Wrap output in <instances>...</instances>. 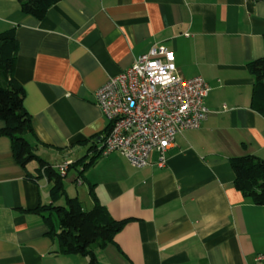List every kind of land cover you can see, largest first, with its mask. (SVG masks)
I'll return each mask as SVG.
<instances>
[{
  "label": "crops",
  "instance_id": "obj_1",
  "mask_svg": "<svg viewBox=\"0 0 264 264\" xmlns=\"http://www.w3.org/2000/svg\"><path fill=\"white\" fill-rule=\"evenodd\" d=\"M11 28L28 139L50 164H72L55 205L70 196L90 209L97 199L112 218H130L95 248L100 264H264L256 260L264 205L236 188L231 163L264 158V114L252 107L248 68L264 56V0H60L41 19L19 0H0V32ZM158 44L175 53L182 76L209 84V114L176 136L163 166L154 150L136 167L118 152L101 154L108 121L96 91ZM72 171L76 188L65 183ZM53 186L37 161L22 166L0 134V264H91L64 253L57 222L54 230L48 223Z\"/></svg>",
  "mask_w": 264,
  "mask_h": 264
},
{
  "label": "built area",
  "instance_id": "obj_2",
  "mask_svg": "<svg viewBox=\"0 0 264 264\" xmlns=\"http://www.w3.org/2000/svg\"><path fill=\"white\" fill-rule=\"evenodd\" d=\"M209 91L203 76H182L175 53L165 45H154L96 91L109 126L99 146L101 154L118 152L133 166L144 167L158 150L163 166L176 136L199 128L207 119ZM69 166L67 161L55 167L65 175ZM256 260H264V254Z\"/></svg>",
  "mask_w": 264,
  "mask_h": 264
},
{
  "label": "trees",
  "instance_id": "obj_3",
  "mask_svg": "<svg viewBox=\"0 0 264 264\" xmlns=\"http://www.w3.org/2000/svg\"><path fill=\"white\" fill-rule=\"evenodd\" d=\"M19 1L23 12L41 19L49 7L60 0ZM18 47L15 28L0 32V118L5 122L0 134L10 137L15 157L22 166L26 167L30 162L37 161L39 171H43L48 180L54 182L51 189L54 201L47 206L53 213L47 220L54 230L53 215L56 214L59 228L57 234L63 252L86 255L90 257L91 264H100L95 248L104 247L130 218H112L97 199L90 209H85L77 197L70 196L66 197L65 205H55L56 200L64 193L65 175L40 157L28 139V134L33 132L32 117L24 105L25 89L14 76ZM248 68L255 76L252 107L264 114V56L250 61ZM108 132L109 126L104 137L98 136L97 140L102 142ZM90 163L84 164L85 167ZM231 163L236 175V188L250 196L255 204L264 205V158L256 154L238 155L231 159ZM28 175L31 176V173L28 172ZM91 192H94L92 187ZM42 208L45 209V206Z\"/></svg>",
  "mask_w": 264,
  "mask_h": 264
},
{
  "label": "rangeland",
  "instance_id": "obj_4",
  "mask_svg": "<svg viewBox=\"0 0 264 264\" xmlns=\"http://www.w3.org/2000/svg\"><path fill=\"white\" fill-rule=\"evenodd\" d=\"M74 177H75V173L72 171L69 173V175L67 176V178L65 179V183L67 185H71L72 187H77L76 184H75V180H74ZM71 187V188H72ZM81 186H78V188H80ZM54 217V220L57 221V217H56V214L53 215ZM81 257V256H80Z\"/></svg>",
  "mask_w": 264,
  "mask_h": 264
}]
</instances>
